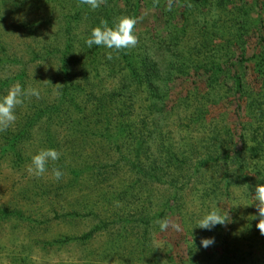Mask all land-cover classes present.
Returning <instances> with one entry per match:
<instances>
[{
  "label": "rangeland",
  "instance_id": "1",
  "mask_svg": "<svg viewBox=\"0 0 264 264\" xmlns=\"http://www.w3.org/2000/svg\"><path fill=\"white\" fill-rule=\"evenodd\" d=\"M130 2L132 0L112 1L113 7L120 10V17H131L134 12L137 20L134 34L137 38L154 41L156 67L153 71L158 77L162 78L166 74L164 66L167 62L172 60L177 66L184 61L182 58L189 57L182 67L186 75H179L177 69L170 71L166 85L168 111L164 114L155 112L152 116H156L155 122L159 124L164 117L163 127L159 130L162 139L172 141L182 149L186 144L181 135L186 133L194 147H186L192 149V153L177 154L179 159L186 157L190 161L185 164V171L176 176L177 186L182 188L180 194L192 233L185 238L172 227L161 232L156 221L163 218L154 220V225L148 226L150 232L145 233V223H142L145 219L140 217L138 209L127 213L128 218L125 215L126 219L121 222L117 214H113L111 203H93L96 190L92 188L91 182L86 181L89 175L84 163L89 162L101 167V170H108L112 165L110 158L97 147L103 141L102 135L107 125L100 116L93 115L89 110L91 102L81 99L80 107L71 104L66 116L62 113L57 123L49 125L57 141L52 143L46 139V133H38L45 126L39 123L30 126V132H25L16 160L12 161L9 156L0 157V264H218L224 246L226 249L237 246L236 251L227 250L229 254L237 253L234 264H262L264 235L256 227L258 219L252 218L257 214V209L254 197L251 195L250 198L247 192L250 181L247 178L235 180V175L219 180L224 165L220 164L218 154L234 147L237 136L234 130L237 126L236 107L240 104V109H244L242 102L245 98L239 99V102L230 93L231 84L227 81L222 86V92L209 96L210 99L205 101V97L201 96L203 92L206 94L205 84L199 78L195 83L192 80L195 71L190 60L198 56L196 53L190 55L188 48L190 44L196 45L199 36L202 38L203 30L207 29L205 24L216 9H210L209 2L199 4V8H196L193 5L182 6L180 0H147L138 1L133 11ZM38 3L43 8L42 34H48L50 39H54L53 42L58 43L61 41L58 38V25L53 24L55 19L52 17L58 13L56 8L59 4L54 0H38ZM3 8L0 6V10ZM20 12L30 14L27 9ZM6 16L2 17L0 12V38L7 41L15 58L6 73L15 75L16 71L25 70V87L37 89L40 93L35 101L42 103V98L45 101L54 99L56 79L53 68L58 63L57 56L51 55L47 59L30 56L28 44L31 43L32 48H39V43L21 29L14 28L6 34L5 30H10L7 25H15L18 14ZM163 19L166 20L165 26L161 24ZM182 25L186 26L185 31L180 30ZM199 26L203 29L199 30ZM167 27L171 29L172 37ZM250 38L252 41L254 37ZM220 40V33L216 32L210 44L217 47ZM214 52L219 56L218 49ZM101 72L114 74L106 65ZM21 81L20 77L14 76L9 88L16 83L21 85ZM99 84L102 86V83ZM108 84L106 81L105 85ZM116 84L111 83L109 90H114ZM251 84H254V77ZM182 86L185 89H180ZM189 88L195 89L188 92ZM127 93L137 96L138 102L142 104L139 107L148 102L144 99L143 89L133 88L130 92H124L122 98ZM25 105L26 101L23 100L15 108L16 120L9 126L12 130L23 127ZM220 112L224 114L218 116ZM240 120L244 122L243 117ZM243 130L239 126L238 132ZM48 148H54L63 155V161H49L47 171L41 177L29 175L27 167L31 157L41 149ZM92 154L100 156L95 164L89 159ZM199 157L203 164L196 170L194 164ZM63 165L77 166L81 171L79 180L71 181L67 172L63 173L61 179H54L52 169L61 170ZM229 168L233 170V165ZM243 170L246 171V167ZM153 189L154 196L161 192L157 187ZM91 191L94 199L93 202L92 199L88 200L87 204L91 202L93 211H85L87 209L83 204L86 202L80 195L87 198L86 194ZM214 208L220 214L226 212V225H216L211 230L199 228L198 221ZM92 229L94 231L86 235ZM224 237L229 239V244L222 240ZM174 238L175 245H171ZM202 238H214L215 242L205 248L201 244ZM173 251L177 254L175 259L178 263L171 260Z\"/></svg>",
  "mask_w": 264,
  "mask_h": 264
},
{
  "label": "trees",
  "instance_id": "2",
  "mask_svg": "<svg viewBox=\"0 0 264 264\" xmlns=\"http://www.w3.org/2000/svg\"><path fill=\"white\" fill-rule=\"evenodd\" d=\"M54 1L59 4L56 8L58 13L52 17L55 19L53 24L58 25V38L61 40L58 43L53 42L54 39H50L47 33V35L42 34L43 8L38 0H0V6L4 7L3 11L0 10L2 17L5 15L8 17L9 14L14 17L18 14L15 25H7L10 30L6 29L5 33H10L9 31L14 28L21 29L39 43V48H32V44H28L30 56L47 59L48 56L56 55L58 63L53 68V74L56 84H60V86L54 84L55 98L49 101L42 98V103H37L36 96L23 97L26 101V105L23 106L24 125L21 128L12 130L8 127L0 131V157L9 156L12 161L16 160L20 154L25 132H30V126L39 123L45 126L38 133H46V139L51 140L52 143L57 141L51 134L49 125L57 123L62 113L66 116L68 106L71 104L80 107L81 99L88 100L91 102L89 110L93 115L100 116L107 125L102 135L103 141L99 142L97 147H100L101 151L110 158L112 166L108 170H101V167L89 162L84 163L89 175L86 181L91 182L92 188L95 187L96 190L95 199L92 198V191L86 194L87 198L80 195L86 202L83 204L87 209L85 211H93L91 202L87 204L88 200L92 199L93 202L94 199L93 203L107 201L111 203L113 214H117L121 222L128 218L127 213L138 209L140 217L145 219L142 220V223H145L143 226L145 233L150 232L148 226L154 225V220L167 218L170 222L179 225L181 236L185 238L190 236L191 226L184 211L183 198L180 194L182 188L177 186L176 176L185 171V164L190 161L186 157L179 159L177 154L192 153L193 150L186 147H194L191 146L186 133L181 135L186 144L182 149L172 141L162 139L159 130L163 127L164 117L159 124L155 122L156 116H152L155 112L164 114L168 111L166 85L170 71L177 69L179 75H186L182 67L183 62L189 57L182 58L184 61L177 66H174L171 60V68H169L170 63L167 62L164 66L167 72L160 78L156 71H153L156 67L153 52L155 44L151 39L138 37V44L135 47L120 51L107 49L104 46L93 45L91 48L87 46L86 39L90 36L91 30L100 25L101 19H106L110 27L115 26L120 17V10L113 7V0H105V3L95 10L89 5L81 4L80 0ZM138 1L147 0H132L130 3L133 5H131L133 11ZM207 2L209 8L214 7L216 11L210 16V21L206 22L207 29L203 30L202 38L199 36L196 45L190 44L188 48L190 55L196 53L198 56L190 60L195 71L192 80L195 83L199 78L205 84L206 94L203 92L201 95L205 97V101L210 99L209 96L222 92V86L227 81L231 84L230 93L238 100L245 98L242 102L244 109H240V104L238 108L236 107L237 126L234 130L237 136L234 133L236 136L234 147L218 154V160L221 159L220 164L224 165L219 180L229 179L231 175H235V180L247 178L250 181L247 192L251 198V195L252 197L255 195L256 185L264 184V0H180L182 6L193 5L196 8H199V4ZM24 9L30 14L20 12ZM131 17L135 18L134 12L131 13ZM161 24L165 26L166 20L163 19ZM185 27L182 25L180 30L185 31ZM202 29L199 26V30ZM167 31L172 37L171 29L167 27ZM216 32L220 33L221 40L218 46L214 47L210 43L212 35ZM251 36L254 37L252 41ZM58 38L56 37L57 40ZM6 42L0 38V97L7 94L14 76L23 80L22 89H28L24 81L25 70L16 71L15 75L6 73L12 60L15 59ZM217 49L220 52L219 56L214 52ZM108 52H112L113 55L110 60L107 58ZM105 65L111 68L114 74L101 72ZM106 81L108 85H105ZM99 83H102V86ZM111 83H117L112 91L109 90ZM133 88L143 89L144 99L148 101L146 105L139 107L142 104L138 102L137 96L132 95L133 93H127L122 98L124 92H130ZM180 89L185 88L182 86ZM193 89L195 88L187 90L189 92ZM221 114L224 113L220 112L218 116ZM242 117L244 122L240 120ZM239 126L244 129L241 133L238 132ZM62 156L58 163L63 161ZM99 158V154H92L89 159L95 164ZM201 159L199 157L194 164L196 170L203 164ZM230 165H233V170L229 168ZM243 167H246V171ZM79 170L75 165L65 167L63 165L61 168L63 173L69 174L71 181L79 180L81 173ZM153 187H157L161 192L154 196ZM225 213L221 214L228 221ZM93 231L94 229L86 232V235H90ZM222 240L225 243L229 242L227 237ZM175 241L174 238V243L171 245H175ZM224 248L225 246L219 255L218 264H234L237 253L227 252L236 251L237 246ZM175 254L173 251L171 260L178 263ZM262 264H264V253Z\"/></svg>",
  "mask_w": 264,
  "mask_h": 264
},
{
  "label": "clouds",
  "instance_id": "3",
  "mask_svg": "<svg viewBox=\"0 0 264 264\" xmlns=\"http://www.w3.org/2000/svg\"><path fill=\"white\" fill-rule=\"evenodd\" d=\"M80 3L89 5L95 10L105 3V0H80ZM136 24L137 20L130 16L119 17L114 27H110L106 19H101L100 25L91 30L90 36L86 39V44L89 48L97 45L116 51L133 48L138 43V38L134 34ZM107 58L109 60L113 58L112 52L107 53ZM56 86H60V84H56ZM24 96H36L39 98L40 93L39 90L34 88L24 90L19 83H16L8 89L6 95L0 97V131L6 130L15 122L16 115L14 110L23 103ZM60 155L54 148L41 149L31 157L27 172L35 177L43 176L47 171L49 161H58ZM52 175L54 179L59 180L63 176V172L59 168H53ZM254 199L257 214L252 216V218L258 219L256 227L260 234L264 235V184L256 185ZM226 222L225 218L214 208L198 221V227L211 230L216 225H226ZM156 224H158L161 232L167 231L170 227L179 230V225L170 222L167 218L157 220ZM214 242V238L201 239V244L205 248L214 244Z\"/></svg>",
  "mask_w": 264,
  "mask_h": 264
}]
</instances>
